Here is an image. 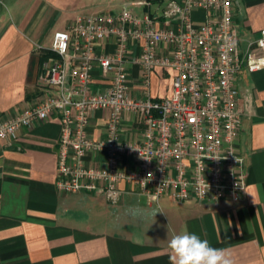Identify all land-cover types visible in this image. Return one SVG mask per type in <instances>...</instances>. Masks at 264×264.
I'll return each mask as SVG.
<instances>
[{"label": "built area", "instance_id": "obj_1", "mask_svg": "<svg viewBox=\"0 0 264 264\" xmlns=\"http://www.w3.org/2000/svg\"><path fill=\"white\" fill-rule=\"evenodd\" d=\"M132 5L148 11L81 14L69 31L54 34L49 49L54 57L44 63L42 81L55 92L1 125L0 141L12 144L19 131L57 118L61 194L97 192L117 206L126 184L150 203L164 197L214 203L242 199L244 111L238 82L244 70L264 69V29L243 51L236 0H137ZM159 67L175 71L173 91L169 98L152 99L151 76ZM97 68L111 80L107 92L95 87ZM133 68L140 71L139 95ZM97 111L107 114L100 140L91 133ZM128 112L143 126L130 140L123 138ZM89 154L104 155V168L88 166Z\"/></svg>", "mask_w": 264, "mask_h": 264}, {"label": "crops", "instance_id": "obj_2", "mask_svg": "<svg viewBox=\"0 0 264 264\" xmlns=\"http://www.w3.org/2000/svg\"><path fill=\"white\" fill-rule=\"evenodd\" d=\"M135 1L0 0V126L55 92L42 73L56 32L69 31L81 14L148 11L132 5ZM236 16L244 51L264 29V0H236ZM174 76L173 69L153 72L152 99L171 97ZM93 78L97 90H109L111 80L99 68ZM132 79L139 95V69H132ZM238 87L246 173L245 195L238 201L164 197L150 203L126 184L117 206L97 192L61 194L57 118L19 131L12 144L0 141V264H171L169 241L185 229L226 249L234 264H264V69L244 70ZM106 123V112L97 111L91 124L95 140L105 137ZM142 130L136 115L126 113L123 138L133 139ZM105 160L104 155L86 158L88 166L102 169Z\"/></svg>", "mask_w": 264, "mask_h": 264}, {"label": "clouds", "instance_id": "obj_3", "mask_svg": "<svg viewBox=\"0 0 264 264\" xmlns=\"http://www.w3.org/2000/svg\"><path fill=\"white\" fill-rule=\"evenodd\" d=\"M168 247L171 264H234L226 249L212 247L206 239H201L187 229L174 234Z\"/></svg>", "mask_w": 264, "mask_h": 264}, {"label": "trees", "instance_id": "obj_4", "mask_svg": "<svg viewBox=\"0 0 264 264\" xmlns=\"http://www.w3.org/2000/svg\"><path fill=\"white\" fill-rule=\"evenodd\" d=\"M52 56L51 57H54V54L53 53H51V52H49Z\"/></svg>", "mask_w": 264, "mask_h": 264}]
</instances>
